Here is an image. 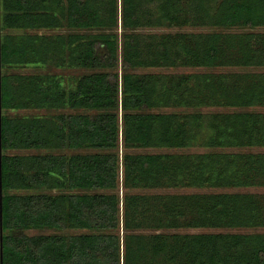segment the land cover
I'll list each match as a JSON object with an SVG mask.
<instances>
[{
    "label": "trees",
    "instance_id": "obj_1",
    "mask_svg": "<svg viewBox=\"0 0 264 264\" xmlns=\"http://www.w3.org/2000/svg\"><path fill=\"white\" fill-rule=\"evenodd\" d=\"M188 26L206 31L138 33ZM256 28H264V0H120V10L118 0H0L1 264H264V233L141 232L264 228V193H125L120 216L119 196L99 192L115 190L120 172L125 189L264 187V152L216 151L264 147V112L249 110L264 107V72H132L263 68L264 31ZM26 66L42 72L20 73ZM71 70L79 74L68 79ZM205 107L237 110L153 111ZM59 108L81 112L19 113ZM120 140L125 148H185L201 140L211 151L119 155ZM62 148L97 151L7 153ZM120 217L122 248L115 233L27 234L115 230Z\"/></svg>",
    "mask_w": 264,
    "mask_h": 264
},
{
    "label": "rangeland",
    "instance_id": "obj_2",
    "mask_svg": "<svg viewBox=\"0 0 264 264\" xmlns=\"http://www.w3.org/2000/svg\"><path fill=\"white\" fill-rule=\"evenodd\" d=\"M118 10H120V0H118ZM182 31V32H205V27H184L182 29L172 28L171 30L167 29H152L151 28H141L138 30V33L141 35L149 34V33H155V35L159 33H167L171 32L174 33L176 31ZM64 29H59L57 31H47V30H41L38 31L39 33H55V32H63ZM117 34H120L122 29L120 25V13H118V19H117V28H116ZM151 31V32H150ZM230 31L233 32H239L242 31L240 29H232ZM254 32H261L264 31V28H256L253 30ZM30 33H35L37 31L31 30L28 31ZM127 33V32H126ZM56 71V70H55ZM42 72L41 69H37L36 67L32 66H26L20 69V73H37ZM44 72V70H43ZM58 72V71H56ZM134 74H154V75H165V74H192V73H205V72H214V73H223V74H236L241 72H264L263 68H241V67H219V68H213V69H206L202 67H139L132 71ZM59 73V72H58ZM63 72L60 71V74ZM63 74H67V72H64ZM79 74L78 71L71 70L68 71V79H73ZM73 75V76H72ZM235 108L230 107H205V108H195V109H185V108H159L154 109V112H176L180 113V115L183 114H190V113H200L199 115H209L212 112H233L236 111ZM249 110L254 112H264V107H253ZM81 112V110L76 111L73 109L68 108H59L55 110H45V109H29L25 111H19L20 114H32L36 116L41 117H54L59 114H68V113H76ZM18 113V112H17ZM205 123H202V126L204 128ZM204 132V131H203ZM215 150V149H214ZM96 149H83V150H71L67 148L62 149H17V150H10L7 153L8 154H17L22 156H28V155H44V154H51V155H57V154H66L70 155L73 153H88V152H96ZM211 151V149L206 148L204 145H201V140L195 141L193 144H191L188 147L185 148H135V147H124L122 144V141H119L118 145V154L121 155L123 152H127L130 154H155V153H175V154H194V153H203ZM218 152H225V153H257V152H264V147H250V148H221L216 149ZM34 192L33 190H17L16 193H31ZM36 192V191H35ZM38 192H46V193H59L58 190H47V189H40ZM99 192H106V193H115L119 196L120 199V216L122 215V207H121V201L123 195L126 194H190V193H211V192H248V193H256L261 194L264 193V187H258V186H252V187H226V188H217V187H211V186H200V187H164V188H154V189H125L122 187V181H121V172H120V179L118 186L115 190L112 191H99ZM115 233L118 234L120 237V244L122 248V237L124 235V230L122 227V217H120L119 221V227L115 230H109V231H98V230H86V229H72V228H66L63 230H54V229H42V230H36L31 229L27 231L28 235H38V234H62L65 236L69 235H75V234H81V233ZM141 232L143 233H264V228L258 227V228H183V229H161V230H147L143 229Z\"/></svg>",
    "mask_w": 264,
    "mask_h": 264
},
{
    "label": "water",
    "instance_id": "obj_3",
    "mask_svg": "<svg viewBox=\"0 0 264 264\" xmlns=\"http://www.w3.org/2000/svg\"><path fill=\"white\" fill-rule=\"evenodd\" d=\"M1 100V98H0ZM1 211H2V205H1V102H0V264H1Z\"/></svg>",
    "mask_w": 264,
    "mask_h": 264
}]
</instances>
